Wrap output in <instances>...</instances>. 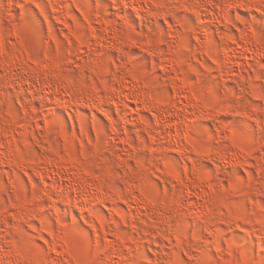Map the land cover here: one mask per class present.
I'll list each match as a JSON object with an SVG mask.
<instances>
[{
    "label": "clouds",
    "instance_id": "9594fccd",
    "mask_svg": "<svg viewBox=\"0 0 264 264\" xmlns=\"http://www.w3.org/2000/svg\"><path fill=\"white\" fill-rule=\"evenodd\" d=\"M0 264H264V0H0Z\"/></svg>",
    "mask_w": 264,
    "mask_h": 264
}]
</instances>
